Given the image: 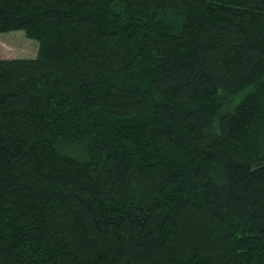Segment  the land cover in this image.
Masks as SVG:
<instances>
[{
    "label": "trees",
    "instance_id": "trees-1",
    "mask_svg": "<svg viewBox=\"0 0 264 264\" xmlns=\"http://www.w3.org/2000/svg\"><path fill=\"white\" fill-rule=\"evenodd\" d=\"M0 264H264V0H0Z\"/></svg>",
    "mask_w": 264,
    "mask_h": 264
},
{
    "label": "rangeland",
    "instance_id": "rangeland-1",
    "mask_svg": "<svg viewBox=\"0 0 264 264\" xmlns=\"http://www.w3.org/2000/svg\"><path fill=\"white\" fill-rule=\"evenodd\" d=\"M38 42L26 36L24 30L0 33V58H36Z\"/></svg>",
    "mask_w": 264,
    "mask_h": 264
}]
</instances>
